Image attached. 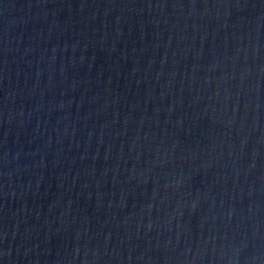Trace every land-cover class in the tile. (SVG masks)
Listing matches in <instances>:
<instances>
[{
	"label": "water",
	"instance_id": "95a60500",
	"mask_svg": "<svg viewBox=\"0 0 264 264\" xmlns=\"http://www.w3.org/2000/svg\"><path fill=\"white\" fill-rule=\"evenodd\" d=\"M0 264H264V0H0Z\"/></svg>",
	"mask_w": 264,
	"mask_h": 264
}]
</instances>
